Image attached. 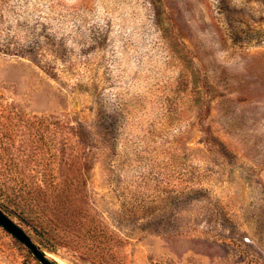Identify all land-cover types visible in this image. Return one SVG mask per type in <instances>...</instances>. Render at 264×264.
Wrapping results in <instances>:
<instances>
[{
	"label": "rangeland",
	"instance_id": "374dc122",
	"mask_svg": "<svg viewBox=\"0 0 264 264\" xmlns=\"http://www.w3.org/2000/svg\"><path fill=\"white\" fill-rule=\"evenodd\" d=\"M0 208L53 264H264V0H0Z\"/></svg>",
	"mask_w": 264,
	"mask_h": 264
},
{
	"label": "water",
	"instance_id": "95a60500",
	"mask_svg": "<svg viewBox=\"0 0 264 264\" xmlns=\"http://www.w3.org/2000/svg\"><path fill=\"white\" fill-rule=\"evenodd\" d=\"M0 226L22 243L41 264H53L30 236L0 209Z\"/></svg>",
	"mask_w": 264,
	"mask_h": 264
},
{
	"label": "trees",
	"instance_id": "16d2710c",
	"mask_svg": "<svg viewBox=\"0 0 264 264\" xmlns=\"http://www.w3.org/2000/svg\"><path fill=\"white\" fill-rule=\"evenodd\" d=\"M1 209V208H0ZM2 210V209H1ZM3 211V210H2ZM47 248H51L49 245H45Z\"/></svg>",
	"mask_w": 264,
	"mask_h": 264
}]
</instances>
